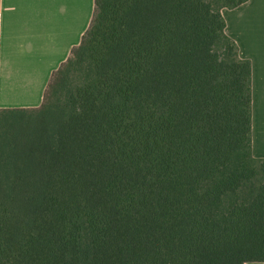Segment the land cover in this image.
Instances as JSON below:
<instances>
[{
	"label": "trees",
	"instance_id": "16d2710c",
	"mask_svg": "<svg viewBox=\"0 0 264 264\" xmlns=\"http://www.w3.org/2000/svg\"><path fill=\"white\" fill-rule=\"evenodd\" d=\"M94 0L35 109L0 110V264L264 262L251 62L222 8Z\"/></svg>",
	"mask_w": 264,
	"mask_h": 264
},
{
	"label": "crops",
	"instance_id": "0c3cea01",
	"mask_svg": "<svg viewBox=\"0 0 264 264\" xmlns=\"http://www.w3.org/2000/svg\"><path fill=\"white\" fill-rule=\"evenodd\" d=\"M93 10L94 0H0V110L41 106L52 72L80 43ZM221 13L225 33L251 62V152L264 158V0Z\"/></svg>",
	"mask_w": 264,
	"mask_h": 264
}]
</instances>
